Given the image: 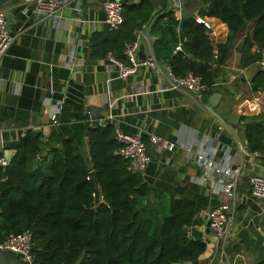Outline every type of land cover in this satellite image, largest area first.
I'll return each mask as SVG.
<instances>
[{
  "label": "crops",
  "instance_id": "crops-1",
  "mask_svg": "<svg viewBox=\"0 0 264 264\" xmlns=\"http://www.w3.org/2000/svg\"><path fill=\"white\" fill-rule=\"evenodd\" d=\"M149 1L154 14L168 9L166 0ZM102 2L85 0L83 19L76 16L82 14V0L79 9L66 6L58 12L61 18L55 23L34 11L32 0H8L0 6L8 12V29L14 37L0 58V152L14 149L28 131L42 134V154L64 140L88 154V132L100 125L112 124L123 134L139 132L150 156L142 176L154 195L153 202L156 204L157 195L164 194L182 196L196 206L187 234L205 242L206 249L195 264H264V207L251 196L249 186L251 176L264 173V137L254 132L258 147L253 149L245 135V120L254 116L248 101L256 92H264L251 89V80L259 70L256 61L242 65L237 43L223 64L213 65L210 90L205 93L173 88L166 58L158 59L163 67L158 65L160 71L140 66L121 79L117 66L106 57L92 54L93 38L110 30ZM201 6L202 0H186L183 9L211 25L216 46L224 43L227 26L218 18L200 16ZM175 32L179 44L178 27ZM173 44L169 43L162 55L176 53ZM258 49L253 46L251 52ZM72 54L68 66L63 59ZM56 99H63L64 106L58 124L53 125L49 111ZM104 104L108 108L102 111V118H93L89 106ZM150 135L184 144L192 151L199 150L207 138L219 148L217 160L225 155L235 157L241 173L233 197L209 194L207 187L195 181L201 170L186 159L184 150L176 146L172 151H157L148 140ZM232 200L233 235L224 246L225 257H221L207 231L205 215Z\"/></svg>",
  "mask_w": 264,
  "mask_h": 264
},
{
  "label": "trees",
  "instance_id": "trees-1",
  "mask_svg": "<svg viewBox=\"0 0 264 264\" xmlns=\"http://www.w3.org/2000/svg\"><path fill=\"white\" fill-rule=\"evenodd\" d=\"M155 14L149 0L124 4L122 26L93 38L92 54L112 52L127 63L125 43L135 39V29L144 31ZM199 15L218 18L228 28L216 59L206 28L196 18L183 23L185 51L171 56L162 50L178 44L179 13L168 7L152 24L155 57L166 58L173 75L191 71L210 86L213 65L223 64L239 42L241 64L257 61L251 48L264 47V0H202ZM251 89H264V69L254 74ZM245 123L246 138L255 149L256 136L264 137L262 121L252 117ZM87 140L88 154L70 140L42 154L41 133L28 131L20 139L7 166L0 167V242L29 229L33 264H195L206 249L205 242L187 234L195 204L164 194L157 195L155 204L142 174L128 171L127 160L113 154L118 143L112 124L90 129ZM90 171L99 189L97 200Z\"/></svg>",
  "mask_w": 264,
  "mask_h": 264
},
{
  "label": "built area",
  "instance_id": "built-area-1",
  "mask_svg": "<svg viewBox=\"0 0 264 264\" xmlns=\"http://www.w3.org/2000/svg\"><path fill=\"white\" fill-rule=\"evenodd\" d=\"M174 9L180 7L179 0H172ZM34 11L42 14L43 18H53V23L60 17L58 12L66 7L73 6L79 9L80 0H32ZM123 3L121 0H103L102 9L105 14V22L109 29H118L122 26L124 19L122 15ZM179 13V10H177ZM197 22L203 23L206 28V35L213 44V59L218 56V49L216 46V33L211 25L200 17H196ZM135 39L126 42L124 45V55L127 58L128 64H124L118 60L112 52L106 54V59L118 67V77L121 79L127 78L129 75L135 73L140 66H148L156 71H160L158 64L149 51L146 58L141 60L138 58L139 44L144 39V31L135 29L133 31ZM14 37L8 29V12L6 9L0 7V58L5 54ZM174 51H181V42L174 47ZM258 59L256 64L260 70L264 69V47L257 50ZM73 54L69 55L63 61L70 66V61L73 59ZM80 63L77 65L79 66ZM168 74L172 79L173 88L184 87L191 92L205 93L210 90V86L205 84L201 77L189 71L184 76L178 77L171 73L169 66L167 67ZM50 95L53 90L49 91ZM248 107L253 117L264 121V92H256L248 101ZM64 106L63 99H56L51 104L49 111V118L53 125L58 124V115ZM205 144L197 151H192L190 147L180 144L165 138L150 135L149 142L157 151H172L176 146L184 150L186 159L193 161L201 170V176L196 177L195 181L207 187L209 194H225L233 197V187L238 176L241 173V165L239 161L230 155H225L222 160L216 159L218 147L204 138ZM115 140L118 146L113 150V154L127 160V170L130 172L143 174L150 161L147 146L143 141L142 135L138 132L135 134H123L115 131ZM15 153L14 149L10 150V158ZM6 154L0 157V167L4 169L8 164ZM250 194L264 207V173L254 174L249 178ZM234 211V200L230 204L217 205L206 213L207 231L211 234L214 241L215 252L219 253L221 257H225L224 246L232 231V217ZM32 233L29 229H25L18 233L8 234L3 241L0 242V249L11 250L15 252L18 258L22 261L33 264L32 254ZM66 264V263H62ZM178 264H190L180 262ZM232 264V261L230 262Z\"/></svg>",
  "mask_w": 264,
  "mask_h": 264
},
{
  "label": "water",
  "instance_id": "water-1",
  "mask_svg": "<svg viewBox=\"0 0 264 264\" xmlns=\"http://www.w3.org/2000/svg\"><path fill=\"white\" fill-rule=\"evenodd\" d=\"M6 1H8V0H0V6L2 4H4ZM121 1H122L123 5H124V4H127L130 0H121ZM132 1H134V0H132ZM166 2H167V6L168 7H173V1L172 0H166ZM185 3H186V0H179L180 7H177V9H176V10H179L180 22H179V26H178V32H179V35H180L181 50L182 51H185L184 50V46L182 45L183 40H184L183 35H182L183 23H184L185 20H187L189 18H196V15L194 13H191V12L183 9ZM84 11H85V0H82V14L78 15L76 13V16L77 17L80 16V18L83 19L84 18L83 17ZM160 13L161 12L156 13L152 17V19L149 22V24L147 25V27L145 28V30H144V39H142L140 41L137 55H138L139 59L144 60L146 58L148 52L150 51L152 53L153 57L155 58L157 64L160 66L161 69H163V67L161 66L160 62L155 57L154 50H153L152 35H151L152 24L155 21V19L159 16ZM181 88L184 89V90H187L184 87H181ZM187 91H189L190 93H193L190 90H187ZM209 103H210V106L213 105L212 101L211 102L209 101ZM107 108H108L107 104H104V105L99 106V107L89 106L88 111H89L90 115L93 118L100 119V118H102V111H105ZM6 157H7L8 161H9L10 160V150L6 152ZM88 179L92 183V189H93L94 197H95V200H97L98 199V195H99V189H98L97 181L95 179V174H94L93 171L89 172ZM0 264H29V263L20 260L18 258V256H17V254L15 252L11 251V250L0 249Z\"/></svg>",
  "mask_w": 264,
  "mask_h": 264
},
{
  "label": "rangeland",
  "instance_id": "rangeland-1",
  "mask_svg": "<svg viewBox=\"0 0 264 264\" xmlns=\"http://www.w3.org/2000/svg\"><path fill=\"white\" fill-rule=\"evenodd\" d=\"M202 7V6H201Z\"/></svg>",
  "mask_w": 264,
  "mask_h": 264
}]
</instances>
